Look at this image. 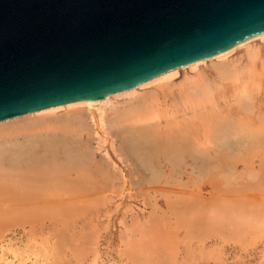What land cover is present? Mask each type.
<instances>
[{
	"label": "bare ground",
	"instance_id": "obj_1",
	"mask_svg": "<svg viewBox=\"0 0 264 264\" xmlns=\"http://www.w3.org/2000/svg\"><path fill=\"white\" fill-rule=\"evenodd\" d=\"M263 38L264 32L202 61L187 67L174 68L132 87L112 92L100 98L63 103L0 121V213L2 212L0 216L13 213L20 219L22 213L25 215L26 212L28 214L32 212L31 214H33L38 211L44 220V217H49L51 212H58L60 217L50 219L52 224H58L59 221L60 223L67 222L65 212L68 211L71 201L76 200L75 202H77V199H81V202H77L78 205L74 202V204L71 202V205L73 204L72 207H76L75 209L82 213L83 207L85 209L88 207V204L86 205V202L82 201H91L97 199V196L106 195V192L112 191L113 184L120 183L122 178L124 180L125 175L130 179L131 186L138 185L139 182L155 184L156 181L163 180V183L170 186L172 185L169 182H178V188H181V186L183 187L182 183L190 181L191 178L193 181H197L211 169L217 179H215L217 186H212L211 190L214 187L215 191L219 193L218 195L221 196H218L221 198V206H219L221 208L218 206L216 208L214 202H212L213 204L210 202L212 206L207 203L212 209L214 208L213 211L222 209L225 212L223 214L217 212L218 210L215 211L217 214L212 219L210 217L208 219L206 215L209 209L205 208L207 211L204 214L205 218L203 208H201L202 213L198 209V214H195L192 210L189 211V206L187 207L183 200H180L181 206L184 207L182 209L185 210L187 207L188 210H186L187 212L183 210L187 215H181L177 212L180 207L178 206L176 209L173 206L175 204H171L172 199H168L167 194L170 190L172 193V189L169 187L168 192L165 190L161 192L165 187L162 186L160 191L161 187L154 186L160 191L162 197L167 196V200L164 199V202L166 200V207L168 206L171 215L172 212H175L171 211L172 207L176 209L177 218L174 214L172 215L177 223L175 226L177 228L184 227L186 231L189 230L190 225L195 229L205 224L206 221L209 222V226L213 222H217L220 228L223 227L220 224L236 229L240 226L256 225L253 223L256 222L255 215L259 216L258 213L264 215L262 213L264 211V59L261 56L263 53L258 54L253 42L257 39L263 40ZM240 47L246 49L247 61L230 64L229 59L226 58L227 55ZM219 59L221 61H217ZM208 61L213 66L212 73L202 74L192 81L188 80L189 83L178 89L172 88L171 83L165 87L160 85V89L155 88L157 91L141 93L123 100L122 104H117L118 106L110 113L104 109V105L111 103L113 97L136 94L138 88L152 82L169 79L181 70L196 69ZM187 184L184 188H188ZM138 186L140 187V184ZM197 188L196 191L201 189ZM147 189L149 188L138 191H144L142 195L146 193L145 196H147ZM156 189L154 192L157 191ZM165 189L167 190V188ZM178 190L174 193L178 198H182L181 196L185 194L188 197V190V192L185 191L186 189H180L179 192ZM133 195L136 197L135 193ZM101 198L99 199L102 200ZM132 198L134 197L132 196ZM104 199H106L105 196L103 201ZM176 199L174 201H177ZM90 201H88L89 204H91ZM106 201L108 202L107 199ZM197 201L195 203L199 204ZM155 202L154 206L157 207ZM164 202L162 204L165 205L166 202ZM201 202L204 207L203 201ZM97 203L99 204V202ZM146 203L149 204L148 200ZM69 208L71 209V207ZM161 210L159 211L161 213L166 211ZM84 213L86 212L82 214ZM28 214L27 218L32 223V215L29 214V217ZM38 214L35 217L40 219ZM13 215L11 214L10 218H15ZM158 215L156 218L155 215H151L154 217H152V221L148 217L147 226L152 228L151 225L158 222L160 223H157L159 228L163 219H161L162 214ZM163 216L162 218H167L164 213ZM132 217L136 219L138 216L135 217L132 214ZM68 218L71 219L70 216ZM18 219L16 221L19 222ZM153 219L156 221L153 222ZM256 219L258 221V217ZM22 220L26 222L24 218ZM29 221H27V225L31 224ZM38 221L40 222L41 219ZM144 224H139L141 233L149 235L150 227L148 229L145 227L146 230L143 231V227L146 225ZM65 226L66 224L62 229L64 231ZM134 227L133 231L136 230ZM214 227L219 228L217 225ZM158 228L155 229L158 235L160 233L165 235L164 231L169 233L167 227L162 228V231H159L161 228L157 230ZM155 231L152 232V237L149 235L151 237L149 241L146 240L143 244L141 242L137 244L133 239V243L136 244L133 245V249L136 247L141 251L147 250L142 251L144 255L146 252H150L151 248L160 242L159 239L162 241L165 238L160 235L161 238L159 236L155 239L153 237V234L157 236ZM65 232L68 233V231ZM235 232L239 234L237 233L239 231H234V234ZM136 233L138 234V232ZM191 233L200 235L196 230ZM191 233L187 234V238L183 234L186 240L190 239ZM57 234L59 233L57 232ZM196 234L194 235L196 236ZM48 236L44 235V238L46 239ZM64 236L66 239L63 235L60 237L68 242L67 236ZM171 236L172 239L176 237L175 234ZM32 238L34 237L32 236ZM72 238L76 241L74 237ZM84 238L86 237L84 236ZM73 240L71 239V241ZM45 241L41 242L46 243ZM181 241L182 239L179 242ZM161 245L164 248V243ZM166 245L169 250L165 247L163 254L168 259L171 253L170 246L172 251L175 246H172L171 243H169L170 246ZM155 254L158 255V251ZM138 255L141 254L138 253ZM156 255L155 257H157ZM142 256H140L141 259L135 256L137 259L135 261L137 263L139 260L143 261L146 256V259L150 258L148 255ZM135 257L133 258L135 259ZM159 257L157 260H160ZM152 260L145 261L156 264V261Z\"/></svg>",
	"mask_w": 264,
	"mask_h": 264
},
{
	"label": "water",
	"instance_id": "obj_2",
	"mask_svg": "<svg viewBox=\"0 0 264 264\" xmlns=\"http://www.w3.org/2000/svg\"><path fill=\"white\" fill-rule=\"evenodd\" d=\"M264 32V0H0V121L96 99Z\"/></svg>",
	"mask_w": 264,
	"mask_h": 264
},
{
	"label": "rangeland",
	"instance_id": "obj_3",
	"mask_svg": "<svg viewBox=\"0 0 264 264\" xmlns=\"http://www.w3.org/2000/svg\"><path fill=\"white\" fill-rule=\"evenodd\" d=\"M253 43H254V47L256 48V50H258L257 51L258 54H260V55L262 53L264 54V38H263V40L257 39ZM263 54L261 56L264 59ZM226 58L229 59L228 61L232 65L243 63V62L245 63L247 61L246 49L244 47L237 48L234 51H232L229 55H227ZM217 61H221V59H219ZM199 67H201V68H199ZM197 68H199V69H197ZM197 68L196 69L194 68L193 70L192 69L181 70L182 72L179 71L177 74L171 76L169 79L156 81V82H152L150 84H147L148 86L145 85L141 88H138L136 94L134 93V94H130L128 96L127 95H120L117 97H113V98H111L112 99L111 103L104 105V109L106 112L108 111L110 113L115 107L122 104L123 100H127V99H129L133 96H136L138 94H141V93L150 92V91H157L158 89L161 88V86L165 87L167 85L172 84L171 85L172 88L178 89L179 87L189 83V81H192V80L198 78L200 75L209 74V73H212V71H213V66H212L211 62H209V61L205 62V64L203 63V64L199 65ZM258 71H260V70H258ZM176 94L178 95V93H176ZM59 111H62V110H59ZM105 144H107V143H105ZM102 152H104V150H102ZM212 174L213 173L211 172V169H210L206 175L202 176L197 181H193V178H191L190 181L188 180L186 183L184 182L185 185H184V183H182L183 187L181 186V188H178L179 187L178 182H175V181L173 183L169 182L172 185V186H170V185H167V183H165V182L163 183V180H159L158 181L159 184L157 181L155 184H152V182H145L146 184L144 182L143 183L139 182L140 187L138 186L139 184L138 185L133 184L134 186H131V184L129 183L130 179L125 175L124 180L122 178L120 183L113 184L111 186L112 191L106 192V195H104L105 198L108 200V202L106 201V199H104V201H103L104 196H97L98 201L96 198L94 199L95 201L91 200L95 203H92L90 200H88V201H90L91 204H89V202L86 199H84L86 201H82V202H84V203L86 202L85 204L86 205L88 204V207L90 208L89 209L87 207L88 210H86L87 208L85 209L83 206H81L84 209V211H83V209H82V211L86 212L84 214H82L83 212L81 213V211L78 212L79 210L78 209L76 210L75 209L76 207H74V208L72 207V205L74 203L77 204V202H81V199H77L78 200L77 202H75L76 200L71 201L72 203L74 202L72 205L70 202V206H68V211L65 212V214H67L66 215L67 216V218H66L67 222H61V223L66 224L67 227L65 226V231H68V233L65 232L64 230H62L64 228L65 224L61 225L60 221L58 222V224L57 223L52 224V222L50 220V219H53V217L54 218L60 217V214L58 212H55V213L51 212L49 214L50 216L48 215L49 217H47V216L44 217V215H43L45 221L41 218L42 216L40 215V213L38 214V211L34 212L33 214H31L32 212H29V214L32 215V218H31L32 221L35 223H33V222L31 223V220L30 221L28 220V218H27L28 212H26L25 215H24V213H22L24 216L21 215L22 217L21 218L19 217V218L21 220L24 218V220L26 221V222H24L22 220L23 225L21 223V220L18 219L17 216H14L13 213H11L13 215V217H15L13 219L10 218L11 214L8 215L9 214L8 212H7L8 214L3 213L5 215L0 216V264H148V263L153 264V262L152 263L151 262L146 263V261H148V259L152 260L156 255V254L154 255V253L155 252L157 253V251L159 254L156 255L157 257H155V259H154L156 261V264H264V215L263 214L258 213L257 215H259V216L255 215L254 220L256 222H253V223H255L256 225L253 224L254 226H252V225H250L249 227L246 226L250 230L244 226L243 227L242 226L237 227V229H236L235 227H232V226L226 227L222 224H220V225H221V227L222 226L223 227L220 228V226H218L219 223H217V222H213L211 224L212 225V227H211V225L209 226V222L206 221L205 224H203L202 226H198L195 229H194V227H191V225H190V227L192 229L189 227V230L191 229V232H193V230H196V231H198V234H200L197 236V234H196L197 232H196V233H194V234H196V236H195L188 229L187 230L189 232L187 230L185 231L184 227H182V228L176 227L177 223H176V220H174V217L172 215L173 214L175 215V212H176V209L178 208V206L180 207V209L178 208L177 212H179L183 216L187 215V213L183 212L184 209H182L183 206H181L182 200L185 202L187 207L189 206L190 212L192 210L193 213L198 214L197 210L199 209L198 211L199 212L201 211V213H202L203 210L201 208H203L204 209L203 215H204L207 211L209 212L211 209V211L209 213L210 214L212 213L211 214L212 216L207 212L206 213L207 218L209 219V217H210V219H212L215 217V214H217V213H215V211H217L218 209L213 211L214 208L213 209L211 208V206H212L211 203L214 202L216 208H217V206L218 207L221 206L220 205L221 198H219L221 196L218 195L219 193L217 191H215V189H214V187L217 186V183L215 181L216 177L214 176V174L213 175ZM186 184H187L188 188H184V186L186 187ZM198 185H199V187H198ZM154 186L156 188L161 187V189L159 188L160 191L162 190V186L167 188V190L164 188L161 192H163L164 190L168 192V190L172 189L173 194L171 193V190L167 194V196H169L168 199L170 198V200L171 199L173 200V201L171 200V202H172L171 204L172 205L175 204L173 206L176 208V209H174V207H172L173 209H171V211H173V210L175 211L174 213L172 212V215L169 212L170 210H168V206L166 207L167 196L165 195V197H162L160 194V191L157 190ZM212 186H214V187L211 190ZM145 187L149 188V189H147L146 192L150 196H148V195L145 196L146 193L144 195H142L144 193V191L143 192L138 191L139 189L145 190L146 189ZM169 187H170V189H169ZM136 188H137V190H136ZM196 188L197 189L201 188V189L196 191ZM154 189H156L159 192H157L156 190L155 191L157 193L154 192ZM175 189L176 190L179 189L178 192L183 190V189L184 190L186 189L185 190L186 192L189 191L188 192L189 194L187 193L188 197L185 194L184 196H181L182 198H178L177 195L174 194L175 192H177ZM133 193H135L136 197L133 195ZM130 194H132V195H130ZM162 195H164V193H162ZM173 195L175 196V198ZM196 195H198V197H196ZM132 196L134 198H132ZM149 197H150L151 202L149 201ZM99 198H101L102 200H100ZM146 199L148 200L149 204L146 203L147 202ZM164 199H166L165 200L166 203L164 202ZM175 199L177 201H174ZM82 200H83V198H82ZM96 201L99 202V204ZM196 201L199 202V204L195 203ZM201 201H203V203L205 205L204 207H203V204ZM154 202L157 203L158 206L157 205L156 206L158 208L154 206ZM162 202H164L165 205L162 204ZM207 202L208 203L211 202L210 203L211 206ZM84 203H83V205H85ZM193 204H195V205H193ZM206 204L209 206H207ZM69 207H71V209ZM159 207H160V209H159ZM187 207H185V210H184L185 212H187L186 210H188ZM153 208H154V210L156 209L155 210L156 212L153 210ZM161 208H162V210H164V211L166 210V211L163 212L161 210ZM205 208H207L209 210L206 211ZM219 208H221V207H219ZM160 210L162 211V213L159 212ZM75 212H76V214H75ZM177 212H176V214H177ZM217 212L223 213V214L225 213L224 210H222V209L218 210ZM41 213L43 214V212H41ZM131 213L133 214V216L135 215V217H137V216L138 217L136 219H134V217H132ZM163 213L165 214V217H167V218H162ZM262 213H264V211H262ZM29 214H28V216H29ZM36 214H38V216L40 215L39 216L41 219L40 222L38 221L40 219H37L35 217ZM148 214H149V216H148ZM161 214H162V216H161ZM223 214H221V215H223ZM142 215H143V217H142ZM151 215H153V216L155 215V218L158 215V216H161V219H163L161 222L162 225H160V227H159V228H161L160 230L157 226L158 222L155 223L156 225L155 224L151 225L152 228L150 226H147L148 222L146 220L148 219V217H150V220H151L153 217ZM66 216H64V217H66ZM69 216L71 217V219L68 218ZM257 217H258L259 222L256 219ZM1 218H3V219H1ZM16 218L19 220V222L16 221L17 220ZM26 218H27V220H26ZM175 218H177V216ZM205 218H206V216H205ZM72 219H74V220H72ZM157 219H158V217H157ZM161 219L159 220V222L161 221ZM11 220L12 221L15 220L16 223H15V221H13L14 222L13 223ZM132 220H135V221L137 220L136 222L133 221L136 225L132 222ZM27 221H29L31 224L27 225ZM154 221H156V219L155 220L153 219V222ZM165 221H168V223H165ZM24 223H25V225H24ZM141 223L146 224V225L144 224L145 226L143 227V231H145L146 228L148 229L150 227L148 232H149V235L151 237H152V232H154L156 228H158L157 230L162 231L164 229V227L165 228L167 227L166 229L169 231V233L167 231H166L167 233L164 231L163 234L165 233V235H161V233H160V235L162 237L163 236L165 237L164 240L161 241V239H159L160 242L157 243V246L154 245L155 249L152 247L151 251L146 252L145 255L143 254V252L147 251V250H142L143 251L142 252L141 249L138 250V249H136V247H135V249H133L134 248L133 245H136L133 243V239H134V241H136L135 243L139 244L141 242L143 244L144 241H146V240L149 241V238H151L149 235H147V234L145 235L144 232H142L144 234L141 233V227L139 226V224H141ZM178 223H180V222H178ZM158 224H160V223H158ZM31 225H33V226H31ZM213 225L214 226L217 225V227H219V228H215ZM38 226H40V227H38ZM181 226H183V225H181ZM185 226H186V224H185ZM133 227L137 231L134 230L135 231L134 232L132 229ZM224 227H225L226 231H225V229H223ZM67 228H68V230H67ZM169 228H171V229H169ZM231 228L233 229V231ZM234 228H235V230H234ZM212 229H214V230H212ZM220 229H221V231H220ZM245 229H246V231H245L246 233L244 232ZM152 230H154V231H152ZM59 231H61V232H59ZM73 231H74V234H73ZM199 231L200 232L202 231V232L200 233ZM212 231H214V232H212ZM219 231L221 234L219 233ZM234 231H239V232H237L239 234H236V232L234 234ZM241 231H242V233H241ZM57 232L59 234H57ZM136 232H138V234ZM186 232L191 233L190 236L192 235L191 237H189L190 239H188V240H186V238L188 237L187 236L188 233H186ZM131 233L133 234L132 236H131ZM134 233H135V235H134ZM155 233H156V231H155ZM171 233L173 234V236H174V234L176 235L175 239H172ZM61 234L63 235L64 238H65L64 235L67 236L68 242L65 241L66 238L64 239L63 237H60V236H62ZM183 234H185L186 238L183 236ZM44 235L45 236L49 235L50 237L48 236L45 239ZM79 235H80V239H79ZM82 235H83V237L81 238ZM154 235L155 234H153V237L155 239H156V237L160 236V235H158V233H156L157 236H154ZM32 236L34 238H32ZM84 236L86 238H84ZM136 236H138V237H136ZM161 236H160V238H161ZM72 237H74L76 239V241L73 240ZM139 237H141V238H139ZM142 237L144 240L142 239ZM39 238H40V240H39ZM137 238H139V239H137ZM170 238L173 242L172 241L170 242ZM53 239H54V241H53ZM71 239L73 241H71ZM81 239H83V240H81ZM153 239H151V240H153ZM180 239H182L181 242H179ZM93 240H94V242H93ZM129 240H130V242H129ZM166 240H168V241H166ZM177 240H179V241H177ZM41 241H45L46 243H44V242L42 243ZM61 241H62V243H61ZM177 242H179V243H177ZM163 243H164V248L161 247L162 246L161 244H163ZM169 243H171V245L173 244L172 246H175L174 247L175 249L172 248L173 251L171 250V246L169 245ZM59 244H60V246H59ZM166 244H168L170 246V252H171V253L169 252L171 256L169 255L168 259L166 258V255L163 254L164 249H166L165 247H167L169 250V247ZM152 246H153V244H152ZM176 246H178V247H176ZM138 248H140V247H138ZM157 248H159V249L157 250ZM178 248H180V249H178ZM130 249H131V251H130ZM138 253H140L143 256L148 255L150 258L146 259V257H147L146 256V257H144V259L146 261L142 258L143 261L139 260L137 263L135 261V260H137L136 257L138 256L137 258L139 259L141 256V255L139 256ZM152 254L154 255V257ZM131 255L133 257L136 256L135 259ZM159 255H160V257H159ZM158 257L160 258V260L162 262L159 259L157 260ZM154 260H152V261H154Z\"/></svg>",
	"mask_w": 264,
	"mask_h": 264
}]
</instances>
